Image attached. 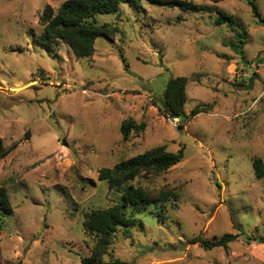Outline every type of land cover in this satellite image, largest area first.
Returning a JSON list of instances; mask_svg holds the SVG:
<instances>
[{
	"label": "rangeland",
	"instance_id": "obj_1",
	"mask_svg": "<svg viewBox=\"0 0 264 264\" xmlns=\"http://www.w3.org/2000/svg\"><path fill=\"white\" fill-rule=\"evenodd\" d=\"M63 1L0 0V137L6 148L16 143L0 159V185L14 209L0 236V264H82L95 244L85 214L116 204L129 185L110 188L100 169L163 145L184 148L183 160L134 184L181 185L178 207L163 216L143 208L136 215L143 229L119 233L112 254L129 264H264V244L249 242L264 235V177L254 165L264 160V26L250 6L216 4L246 30L242 55L230 46L229 24H214L215 11L143 2L100 15L120 31L78 58L64 41L49 47L37 38L42 8ZM255 1L264 17V0ZM179 76L189 80L185 114L211 106L184 128L161 111L168 82ZM130 116L146 129L124 141L120 126ZM228 232L238 238L227 248L192 243Z\"/></svg>",
	"mask_w": 264,
	"mask_h": 264
},
{
	"label": "trees",
	"instance_id": "obj_2",
	"mask_svg": "<svg viewBox=\"0 0 264 264\" xmlns=\"http://www.w3.org/2000/svg\"><path fill=\"white\" fill-rule=\"evenodd\" d=\"M214 6L199 4L194 0H65L58 7L46 5L42 8L40 23L43 26V33L39 35L38 41L46 46L64 41L70 46L78 58H90L95 52V45L99 37L112 38L120 31L119 27L105 21H100L99 16L103 14L123 13L124 5L131 8L142 6L143 2L155 6L178 7L182 12H213L218 17L214 24L217 26L229 24L235 35V40L230 41L231 48L237 54H243L245 37L247 32L234 17L227 12L220 10L216 4L222 0H210ZM248 4L252 14L260 24L264 26V17L259 10L255 0H241ZM179 19H182L179 16ZM219 57H230L220 54ZM120 58L124 69L129 70L130 65L127 57L120 51ZM188 77L179 76L172 78L164 91L163 105L161 111L164 115L179 119V126H184L202 112H209L211 106L197 105L189 114L184 113L186 104ZM178 116V117H176ZM146 129L144 121H137L130 116L125 118L120 126L121 136L128 141L132 134H140ZM16 147V143L6 148L3 138L0 137V159L9 154ZM184 158V148L177 152H171L166 145L147 150L123 159L113 167H103L99 172V179L108 184L110 188L120 187L129 183L118 202L107 208H95L85 214L84 227L90 236H93L95 244L91 249L90 256L81 258L82 264H129L120 257L112 254V244L115 238L122 233L124 237H132L133 229H143V223L136 219L137 213L148 205H154L162 213L168 206L174 204L178 207L180 186L148 187L134 184L137 177L142 174H158L177 165ZM256 175L264 177V160L255 157L254 161ZM14 214L13 205L5 185H0V236L6 224V218ZM238 234L225 233L213 240L196 236L192 243H198L205 249L223 246L237 239ZM249 242L264 244V235L249 237ZM106 257H108L106 259ZM20 264V263H18Z\"/></svg>",
	"mask_w": 264,
	"mask_h": 264
},
{
	"label": "water",
	"instance_id": "obj_3",
	"mask_svg": "<svg viewBox=\"0 0 264 264\" xmlns=\"http://www.w3.org/2000/svg\"><path fill=\"white\" fill-rule=\"evenodd\" d=\"M256 77H257L256 74H253V76H252V78L250 80V84H249L250 88H253ZM176 117H178V116H176Z\"/></svg>",
	"mask_w": 264,
	"mask_h": 264
},
{
	"label": "clouds",
	"instance_id": "obj_4",
	"mask_svg": "<svg viewBox=\"0 0 264 264\" xmlns=\"http://www.w3.org/2000/svg\"><path fill=\"white\" fill-rule=\"evenodd\" d=\"M177 119V118H176Z\"/></svg>",
	"mask_w": 264,
	"mask_h": 264
}]
</instances>
